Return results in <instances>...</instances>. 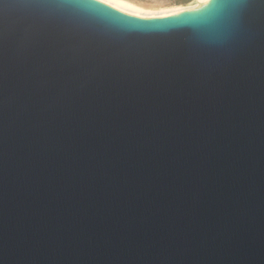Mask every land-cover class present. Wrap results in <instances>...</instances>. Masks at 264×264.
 Returning a JSON list of instances; mask_svg holds the SVG:
<instances>
[{"label": "water", "instance_id": "95a60500", "mask_svg": "<svg viewBox=\"0 0 264 264\" xmlns=\"http://www.w3.org/2000/svg\"><path fill=\"white\" fill-rule=\"evenodd\" d=\"M0 264H264V0H0Z\"/></svg>", "mask_w": 264, "mask_h": 264}, {"label": "bare ground", "instance_id": "6f19581e", "mask_svg": "<svg viewBox=\"0 0 264 264\" xmlns=\"http://www.w3.org/2000/svg\"><path fill=\"white\" fill-rule=\"evenodd\" d=\"M127 16L141 19L175 17L199 8L205 0H96Z\"/></svg>", "mask_w": 264, "mask_h": 264}, {"label": "rangeland", "instance_id": "374dc122", "mask_svg": "<svg viewBox=\"0 0 264 264\" xmlns=\"http://www.w3.org/2000/svg\"><path fill=\"white\" fill-rule=\"evenodd\" d=\"M174 2H184V1H187V0H172Z\"/></svg>", "mask_w": 264, "mask_h": 264}]
</instances>
